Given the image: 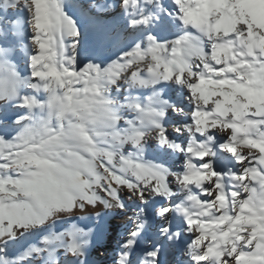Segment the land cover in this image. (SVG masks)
Instances as JSON below:
<instances>
[{
    "label": "snow or ice",
    "instance_id": "snow-or-ice-1",
    "mask_svg": "<svg viewBox=\"0 0 264 264\" xmlns=\"http://www.w3.org/2000/svg\"><path fill=\"white\" fill-rule=\"evenodd\" d=\"M0 264H264V0H0Z\"/></svg>",
    "mask_w": 264,
    "mask_h": 264
}]
</instances>
